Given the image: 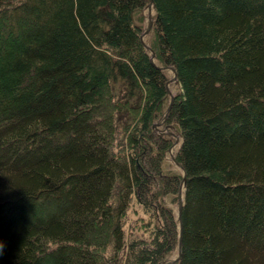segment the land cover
I'll use <instances>...</instances> for the list:
<instances>
[{"label":"trees","instance_id":"16d2710c","mask_svg":"<svg viewBox=\"0 0 264 264\" xmlns=\"http://www.w3.org/2000/svg\"><path fill=\"white\" fill-rule=\"evenodd\" d=\"M149 1L0 0V264H160L177 248ZM154 3L147 45L181 88L173 264H264V0Z\"/></svg>","mask_w":264,"mask_h":264},{"label":"rangeland","instance_id":"374dc122","mask_svg":"<svg viewBox=\"0 0 264 264\" xmlns=\"http://www.w3.org/2000/svg\"><path fill=\"white\" fill-rule=\"evenodd\" d=\"M145 12V22L141 28L144 29L145 27L147 28L149 20H150V16L154 17L155 12L152 6H147L144 10ZM147 25V26H146ZM144 32V30H143ZM143 32H141V37L143 39V41L146 44L150 45V33L147 34H143ZM157 64H159L158 60H155ZM165 86L168 92V96L167 99L165 101V103L161 106V108L159 109V111L157 112V116L155 119V125H154V130L157 134L160 135H166L168 138V144L165 147V160L167 162V164L169 165V168H167L168 170H173L177 173H179V175L181 176L183 174V164H182V160L180 157V141H181V134H180V130L178 128V126L176 125L175 122L171 121L168 119V105L170 102L174 101L175 96L178 95V93L180 92L181 88H180V84L176 78V75L174 73V71L168 67L165 69ZM167 76V77H166ZM167 111V112H166ZM166 113V118H164V114ZM182 194V199H183V195H184V186L182 183H180L179 186V191L177 193V202L176 203H172V202H168L169 206H171L173 208V211L175 213V215L177 216V220H178V214H179V195ZM137 204H133V207L131 208V210L129 211V216H128V222L127 223H132L135 215V207H137ZM137 210V209H136ZM128 234H130V230H131V226L128 225ZM127 238L129 239V236L127 235ZM178 257V249L175 248L174 250H172V252L168 255V257L162 261L160 264H173Z\"/></svg>","mask_w":264,"mask_h":264},{"label":"water","instance_id":"95a60500","mask_svg":"<svg viewBox=\"0 0 264 264\" xmlns=\"http://www.w3.org/2000/svg\"><path fill=\"white\" fill-rule=\"evenodd\" d=\"M148 6H152L153 9H154V12H155V15L153 17L152 20H149V23H148V31L147 33H149L150 29L152 28V25L154 24L155 22V17H156V6H155V3H154V0H150L149 1V4ZM146 33V34H147ZM141 35V33H140ZM145 35V34H144ZM142 39V37H141ZM142 42L144 44V46L147 48L148 52L150 53V58L151 60L153 61L154 58H156L158 61H159V64H157L155 61L154 64L157 65L162 71L163 73L165 74V69L167 67H170L174 73H175V69L172 67V66H169V65H166L160 58H158L154 52V49L150 46V48L145 44V42L143 41L142 39ZM176 75V74H175ZM176 96H175V99L174 101L170 102L167 109H168V112H169V109L172 107V105L174 104L175 100H176ZM155 123L153 124V127H154ZM181 134V141H180V145L183 141V135L182 133L180 132ZM183 168V174L181 175V183L183 184V186L185 187V176H186V173H185V169H184V166H182ZM179 207H180V210H179V214H178V223H179V243H178V246H177V249H178V257L177 259L180 257V253H181V242H182V225H183V199H182V194L179 195Z\"/></svg>","mask_w":264,"mask_h":264},{"label":"clouds","instance_id":"9594fccd","mask_svg":"<svg viewBox=\"0 0 264 264\" xmlns=\"http://www.w3.org/2000/svg\"><path fill=\"white\" fill-rule=\"evenodd\" d=\"M5 243H6L5 240L0 239V255H3Z\"/></svg>","mask_w":264,"mask_h":264},{"label":"bare ground","instance_id":"6f19581e","mask_svg":"<svg viewBox=\"0 0 264 264\" xmlns=\"http://www.w3.org/2000/svg\"><path fill=\"white\" fill-rule=\"evenodd\" d=\"M153 19V17L152 16H150V20H152ZM147 31H148V26H147V28L144 30V32H143V34H146L147 33ZM147 45V44H146ZM149 48H150V46L149 45H147ZM154 60V59H153ZM168 68V67H167ZM167 112V111H166ZM164 118H166V113L164 114Z\"/></svg>","mask_w":264,"mask_h":264}]
</instances>
